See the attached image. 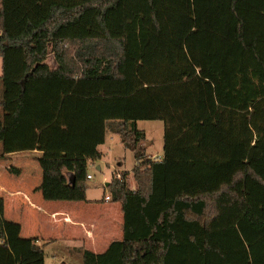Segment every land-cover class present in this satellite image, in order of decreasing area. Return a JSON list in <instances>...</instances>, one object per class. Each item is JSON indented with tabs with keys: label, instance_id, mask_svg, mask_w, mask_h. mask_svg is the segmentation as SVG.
Here are the masks:
<instances>
[{
	"label": "trees",
	"instance_id": "1",
	"mask_svg": "<svg viewBox=\"0 0 264 264\" xmlns=\"http://www.w3.org/2000/svg\"><path fill=\"white\" fill-rule=\"evenodd\" d=\"M0 56V144L42 152L46 200H88L108 127L134 152L123 238L83 264H264V0H0Z\"/></svg>",
	"mask_w": 264,
	"mask_h": 264
},
{
	"label": "crops",
	"instance_id": "2",
	"mask_svg": "<svg viewBox=\"0 0 264 264\" xmlns=\"http://www.w3.org/2000/svg\"><path fill=\"white\" fill-rule=\"evenodd\" d=\"M0 58V75H2L3 61L1 56ZM50 59L49 64L56 68L57 64L54 58L53 64ZM2 115L3 113L0 114V116ZM109 131L116 132L108 127L106 140ZM103 145L105 143L99 146L102 157L90 160L89 170L92 167L103 171L102 165H107L108 150H103ZM41 154L42 152L39 150L4 153L0 144V198L4 201L5 223L8 217L7 210L14 227L23 224L24 220L22 219L26 214L36 218V223L32 225H42L44 233L30 238L38 252L31 251L30 239L21 244L16 234H13V237L7 235L16 264H44L40 254L42 245L50 242L56 244L60 239H65L64 247L68 250L70 263L72 257L75 256L81 258L82 262H78L83 264L85 250L101 253L114 240L123 238L124 216L121 204L112 199L106 200L107 194H105L103 202L89 199L88 194L87 201L46 200L42 193L43 173L39 162ZM122 165L123 161L117 160L114 167L115 174L129 172L131 177L133 170L127 171L123 169ZM11 166L16 168L15 172L7 170ZM106 185L109 186V182ZM87 210L93 212L87 214ZM54 214L55 216H53ZM63 263L67 264L66 261Z\"/></svg>",
	"mask_w": 264,
	"mask_h": 264
},
{
	"label": "rangeland",
	"instance_id": "3",
	"mask_svg": "<svg viewBox=\"0 0 264 264\" xmlns=\"http://www.w3.org/2000/svg\"><path fill=\"white\" fill-rule=\"evenodd\" d=\"M50 58V61L53 64V56L51 55ZM2 95L3 83L0 75V114L3 113V108L1 105ZM137 124L139 129H142L146 132V140L143 143L145 151L153 157L162 154L164 147V122L162 120H139L137 121ZM102 149L108 150L106 157L107 165H102L103 171L91 167L89 174H91L92 178L87 181V194L89 199L97 200L99 202H103L102 200H104L105 194H111V190L106 185V183H110L113 176L115 175L114 167L117 164V160L123 161V169H126L127 171H132L136 164L134 152L124 146L121 140V135L117 132L113 133L112 131H109L107 133V140ZM11 168L15 167L11 166L10 168H7V170L12 172ZM2 169H4V166H2ZM130 180L131 186L134 187L136 183L132 176L130 177ZM92 212L93 211L87 210V214H91ZM6 214L8 216L5 223V227L7 226V235L13 237V234H16L21 244L25 240H29L32 236L44 234L42 225H32L36 223L35 217L27 216L25 214L24 219H22L24 220L23 224H19L14 227V225L11 224L12 218L8 214V210ZM64 243L65 239H60L56 244L50 242L46 245H42V251L40 254L43 258V263L66 264L63 263V261H66L67 264H79L78 261L82 262L81 258L73 256V259H71L70 263V256L68 255V250H66L64 247Z\"/></svg>",
	"mask_w": 264,
	"mask_h": 264
},
{
	"label": "built area",
	"instance_id": "4",
	"mask_svg": "<svg viewBox=\"0 0 264 264\" xmlns=\"http://www.w3.org/2000/svg\"><path fill=\"white\" fill-rule=\"evenodd\" d=\"M88 177L91 178V175L89 174ZM105 198H106V200H110V199H112V198H111V195H106ZM53 216H55V214H54Z\"/></svg>",
	"mask_w": 264,
	"mask_h": 264
}]
</instances>
